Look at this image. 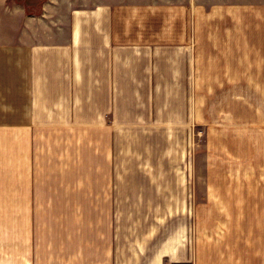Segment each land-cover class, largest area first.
<instances>
[{
  "label": "crops",
  "instance_id": "crops-1",
  "mask_svg": "<svg viewBox=\"0 0 264 264\" xmlns=\"http://www.w3.org/2000/svg\"><path fill=\"white\" fill-rule=\"evenodd\" d=\"M249 52L264 86V0H0V264H264V92L260 200L190 218V85Z\"/></svg>",
  "mask_w": 264,
  "mask_h": 264
},
{
  "label": "rangeland",
  "instance_id": "rangeland-1",
  "mask_svg": "<svg viewBox=\"0 0 264 264\" xmlns=\"http://www.w3.org/2000/svg\"><path fill=\"white\" fill-rule=\"evenodd\" d=\"M215 25L219 22H200V28L206 29L208 36L204 37L205 51L202 54V62L206 66L222 63L219 58L222 54L209 50L210 41L215 39ZM195 28L197 32V25ZM241 40L249 41V38ZM246 55L249 60H238L237 84L190 85V218L191 226L201 221L208 232L219 231L216 227L228 216V211L225 214L223 211L231 201L236 205L242 204L244 208L250 205L247 210H252L251 205L256 199L260 200L253 192L263 187L260 164L264 86L249 84V67L246 68L244 63H256L252 57L258 54L249 52ZM205 203L208 205L207 212L200 215L199 206ZM249 220L252 226L260 220V214L249 212ZM222 230L226 232V228ZM196 234V230L192 229L191 239H197ZM217 235L211 236L210 242ZM249 237L252 238L250 232ZM253 247L255 249V244ZM253 256L249 254V264H261L260 254L251 259Z\"/></svg>",
  "mask_w": 264,
  "mask_h": 264
}]
</instances>
